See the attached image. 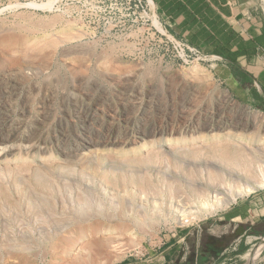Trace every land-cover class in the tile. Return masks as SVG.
I'll return each mask as SVG.
<instances>
[{"label": "rangeland", "instance_id": "1", "mask_svg": "<svg viewBox=\"0 0 264 264\" xmlns=\"http://www.w3.org/2000/svg\"><path fill=\"white\" fill-rule=\"evenodd\" d=\"M168 35L150 0H0V264L148 257L264 182V112Z\"/></svg>", "mask_w": 264, "mask_h": 264}, {"label": "crops", "instance_id": "2", "mask_svg": "<svg viewBox=\"0 0 264 264\" xmlns=\"http://www.w3.org/2000/svg\"><path fill=\"white\" fill-rule=\"evenodd\" d=\"M152 1L170 36L214 57V78L236 101L264 112V18L257 0ZM248 236H264V189L178 233L148 257L119 264H219Z\"/></svg>", "mask_w": 264, "mask_h": 264}, {"label": "bare ground", "instance_id": "3", "mask_svg": "<svg viewBox=\"0 0 264 264\" xmlns=\"http://www.w3.org/2000/svg\"><path fill=\"white\" fill-rule=\"evenodd\" d=\"M151 1V0H150ZM51 2V1H50ZM51 4V3H50ZM151 4H154L152 1H151ZM20 5V4H19ZM23 5H25V4H23ZM29 5H31V4H29ZM41 5H42V3H41ZM44 5V4H43ZM46 5V7L47 6H49L48 5V3L47 4H45ZM12 6V5H11ZM33 6H35V5H33L32 4V7ZM51 6V5H50ZM27 7V6H26ZM28 7H30V6H28ZM36 7V6H35ZM42 7V6H41ZM52 7V6H51ZM48 8V7H47ZM50 8V7H49ZM34 9V8H33ZM57 74V73H56ZM83 79V78H82ZM57 80V79H56ZM55 80V81H56ZM92 80V79H91ZM57 82V81H56ZM55 82V83H56ZM62 82V81H61ZM91 82V81H90ZM52 83V82H51ZM63 83H64V81H63ZM100 83V82H99ZM53 84V83H52ZM60 84V83H59ZM67 84V83H66ZM71 84V83H70ZM82 84V83H81ZM49 85H51V84H49ZM75 85H76V83H75ZM56 86V85H55ZM64 86V85H63ZM71 86V85H70ZM104 86V85H103ZM52 87V86H51ZM90 87V86H89ZM65 88V87H64ZM79 88H80V86H79ZM92 88V87H91ZM96 88V87H95ZM103 88V87H102ZM78 89V88H77ZM101 89V88H100ZM112 89V88H111ZM52 90V89H51ZM50 90V91H51ZM71 90V89H70ZM75 90V89H74ZM90 90V89H89ZM88 90V91H89ZM94 90V89H93ZM192 90V89H191ZM49 91V92H50ZM54 91V90H53ZM56 91H57V88H56ZM62 91V90H61ZM78 91V90H77ZM107 91V90H106ZM63 92V91H62ZM91 92V91H90ZM103 92H104V90H103ZM216 92V91H215ZM53 93V92H52ZM92 93V92H91ZM69 94V93H68ZM83 94V93H82ZM86 94V93H85ZM53 95H54V93H53ZM78 95V94H77ZM93 95V94H92ZM91 95V96H92ZM97 95V94H96ZM104 95H106V94H104ZM57 96H58V94H57ZM63 96V95H62ZM61 96V97H62ZM55 97V96H54ZM95 97V96H94ZM105 97V96H104ZM59 98V97H58ZM87 98V96L85 97V99ZM89 98V97H88ZM87 98V99H88ZM91 98V97H90ZM109 98V97H108ZM218 98H220V97H218ZM103 99V98H102ZM72 100V99H71ZM74 100V99H73ZM72 100V101H73ZM89 100V99H88ZM94 100V99H93ZM98 100V99H97ZM79 101V100H78ZM91 101V100H90ZM106 101V100H105ZM221 101H223V102H225V103H228L229 101H230V98L228 97V95L226 94V93H223V95H222V98H221ZM96 102V101H95ZM67 103V102H66ZM87 103H89V101L87 102ZM71 104V103H70ZM94 104V103H93ZM98 104V103H97ZM219 104V103H218ZM77 106V105H76ZM94 107H96V106H94ZM223 107V106H222ZM68 108V107H67ZM73 108V107H72ZM83 108V107H82ZM90 108V107H89ZM225 108V107H224ZM78 109V108H77ZM216 109H217V107H216ZM232 109H234V112L235 113H237L238 114V120H237V122H236V126H240V128L241 129H243V130H247V128H248V126L250 125V126H253L254 128H256V126L257 125H259V123L261 122V118H260V116H259V114H257V113H254V114H249L248 113V111L246 110V109H241L240 108V106H238V105H233V108ZM89 110V109H88ZM81 111V110H80ZM90 111V110H89ZM209 111H211V110H209ZM218 111V110H217ZM230 111V110H229ZM251 111V110H250ZM82 112V111H81ZM199 112V111H198ZM231 112V111H230ZM93 113V112H92ZM232 113V112H231ZM230 113V114H231ZM97 114V113H96ZM261 114V113H260ZM232 115H233V113H232ZM194 116H195V114H194ZM198 116V115H197ZM200 116V115H199ZM233 116H235V115H233ZM91 118H92V116H91ZM199 118V117H198ZM237 118V117H236ZM99 119V118H98ZM203 119V118H202ZM207 119V118H206ZM214 119V118H213ZM247 119H249V120H251V122H250V124L249 123H244V124H241V123H243L242 122V120H247ZM192 120V119H191ZM211 121V120H210ZM219 121V120H218ZM231 121V120H230ZM89 122V121H88ZM93 122V121H92ZM192 122V121H191ZM213 122V121H212ZM217 122V121H216ZM229 122V121H228ZM78 123V122H77ZM222 123V122H221ZM201 124H203V123H201ZM97 125V124H96ZM199 125H200V123H199ZM206 125V124H205ZM216 125V124H215ZM226 126V125H225ZM228 127H230L229 126V124H228ZM259 127V126H258ZM261 127V126H260ZM253 128V129H254ZM209 129V128H208ZM253 129H251V130H253ZM219 130V129H218ZM223 130V129H222ZM225 130V129H224ZM260 130V129H259ZM208 131V130H207ZM264 131V130H263ZM262 131V132H263ZM95 135V134H94ZM243 135H247V134H244L243 133ZM216 136V135H215ZM78 137V136H77ZM249 139H251L250 137H249ZM248 139V140H249ZM6 141V140H5ZM189 142H191V140H188V139H180V140H177L175 143L176 144H186V143H189ZM239 142V141H238ZM241 142V141H240ZM259 142H260V144H264V136H261V138H260V140H259ZM90 144V143H89ZM169 143H167L166 145H168ZM67 154V153H66ZM66 156V155H65ZM69 157V156H68ZM12 160V159H11ZM13 162V161H12ZM14 163V162H13ZM263 180V179H262ZM261 180V181H262ZM257 188H264V182H262V183H259V184H251V183H247L246 185H244V186H242L241 187V189L240 190H238V194H239V196L240 195H243V194H251V193H254L255 192V190L257 189ZM221 200L222 198L220 197H218V200ZM219 200V201H220ZM221 202V201H220ZM217 204H218V201L216 202ZM216 206V205H215ZM214 205H210V207L209 206H206V208L207 209H210V211L211 210H213V208L215 207ZM218 206V205H217ZM216 206V207H217ZM108 229V228H107ZM108 234V233H107ZM261 253V248L258 246V247H256V249H254V250H250V251H248V252H246V254L244 255V257H243V260L245 261V263L244 264H251L253 261H255L256 259H257V257L259 256V254Z\"/></svg>", "mask_w": 264, "mask_h": 264}, {"label": "built area", "instance_id": "4", "mask_svg": "<svg viewBox=\"0 0 264 264\" xmlns=\"http://www.w3.org/2000/svg\"><path fill=\"white\" fill-rule=\"evenodd\" d=\"M152 1V0H151ZM258 8L264 18V0H257ZM167 42L171 45L172 49L176 52V57H178L184 64H203L212 63L214 57L202 54L198 49L180 41L172 36H165Z\"/></svg>", "mask_w": 264, "mask_h": 264}, {"label": "water", "instance_id": "5", "mask_svg": "<svg viewBox=\"0 0 264 264\" xmlns=\"http://www.w3.org/2000/svg\"><path fill=\"white\" fill-rule=\"evenodd\" d=\"M259 246H262V248H264V242H261Z\"/></svg>", "mask_w": 264, "mask_h": 264}]
</instances>
